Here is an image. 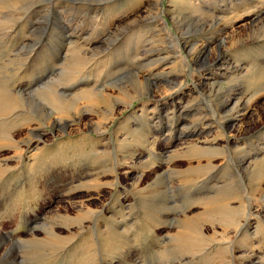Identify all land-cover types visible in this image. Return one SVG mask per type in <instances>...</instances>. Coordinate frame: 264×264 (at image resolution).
I'll return each mask as SVG.
<instances>
[{
  "label": "rangeland",
  "instance_id": "obj_1",
  "mask_svg": "<svg viewBox=\"0 0 264 264\" xmlns=\"http://www.w3.org/2000/svg\"><path fill=\"white\" fill-rule=\"evenodd\" d=\"M100 1L0 2V264H264V0Z\"/></svg>",
  "mask_w": 264,
  "mask_h": 264
},
{
  "label": "bare ground",
  "instance_id": "obj_2",
  "mask_svg": "<svg viewBox=\"0 0 264 264\" xmlns=\"http://www.w3.org/2000/svg\"><path fill=\"white\" fill-rule=\"evenodd\" d=\"M1 1H5V0H0V2ZM109 0H104V1H100V2H90L91 4L92 3H103V2H108ZM111 2V1H110ZM251 4V3H250ZM247 6H249V5H247ZM12 9H16V8H14L13 6H10ZM231 7V6H230ZM256 7V6H255ZM236 8H237V6H236ZM260 8H262V7H260ZM218 10V9H217ZM253 11H255V10H253ZM258 12H260V11H258ZM261 12L262 13H264V11L263 10H261ZM260 12V13H261ZM256 13H257V11H256ZM261 13V14H262ZM261 14H259V15H261ZM258 14H256V17L255 18H257V19H253V21H251V23H250V25H251V29H252V31L253 32H255L256 30H257V28H259V26L264 22V17L262 16V17H260V16H257ZM6 18V17H5ZM5 18H3V19H5ZM2 19V18H1ZM147 19H148V17H146V18H144L143 20H141V21H147ZM180 18H177V20H179ZM207 19H209V20H216V22H215V24H217L216 25V27L218 26V27H220L219 29H221V32H225L226 30H227V25H226V21L223 19V18H218V17H207ZM149 21V20H148ZM152 21V20H151ZM1 22V21H0ZM208 23V22H207ZM134 27V26H133ZM60 30V29H59ZM94 32V31H93ZM72 36V35H71ZM216 40H218V38H217V36H216V38H213V37H211V38H209V39H207L206 41H204V42H211V43H213V42H215ZM73 41V42H72ZM72 41H68V43L69 44H73L74 43V39H72ZM223 42H225L224 40H221V44H220V46L222 45V43ZM187 43V42H186ZM186 43H185V46H186ZM82 44V43H81ZM188 44V43H187ZM207 44V43H206ZM224 44V43H223ZM188 47H190V50L191 51H199L200 50V52H201V49L203 48V51H204V48H206V47H208V44L207 45H205V46H198L197 44H195V45H190V44H188ZM202 47V48H201ZM210 48V47H209ZM85 49V48H84ZM202 51V52H203ZM188 52V51H187ZM204 53V52H203ZM206 53H208V51L206 52ZM224 53V52H223ZM191 54H192V52H191ZM207 55V54H206ZM222 55H224V56H226L225 54H222ZM228 55V54H227ZM202 56V55H201ZM200 56V57H201ZM223 56V57H224ZM172 58V57H171ZM222 58H218V61H220ZM207 61V60H206ZM216 61V60H215ZM215 61H213V65H214V71L213 70H211V74L212 75H215V73H218L219 75H221V76H223V75H225V74H227V72H228V68H222V66H223V64H217ZM222 65V66H221ZM232 68V67H231ZM208 69V68H207ZM215 70L217 71V72H215ZM210 74V73H209ZM210 74V75H211ZM208 75V74H207ZM209 79H210V77H208ZM204 86V85H207V84H201V86ZM87 86V85H86ZM197 88H199L198 86H197ZM237 90V89H236ZM20 93H21V95H20V97L21 96H23L22 97V99L20 100V103L19 104H17L16 106H15V108L14 109H20V108H22L23 107V103H24V101H25V99L26 98H28V96L26 97V95H28V94H26L25 95V92H21V91H19ZM19 92H18V94H19ZM35 93V92H34ZM85 93V92H84ZM53 94V93H52ZM175 94H176V92H175ZM76 95V94H75ZM174 95V94H173ZM173 95H172V97H173ZM70 96V95H69ZM69 96H67L68 98H69ZM30 97V96H29ZM77 97V96H76ZM237 100V99H236ZM52 101V100H51ZM1 105V104H0ZM225 105L228 107V112H231V116H225L224 117V120H223V123L221 124V123H219V125H218V128H223V130H228L229 128H231L233 125H234V123L237 121V119H238V116H233L234 114H237V113H239V111H240V113L241 112H245L246 111V108H247V103H245V104H241V103H239V102H234L233 101V98L232 97H229V99H227L226 101H225ZM224 105V106H225ZM226 107V108H227ZM67 110V109H66ZM225 111V110H224ZM74 113H76L75 111H74ZM81 117V116H80ZM73 118V117H72ZM77 118H78V114L77 115H75L74 116V118H73V120H77ZM35 119V118H34ZM65 120H67V119H65ZM49 121V123L51 122V124L53 123L54 125H56V126H59V127H61V128H67L69 125H70V123H69V120H67V121H64L63 120V118H58V119H55V118H52V116L51 117H49L48 118V120H47V122ZM70 121H72V120H70ZM74 122V121H73ZM216 122H217V119H216ZM211 124V123H210ZM218 124V123H217ZM96 124H94V126H95ZM209 130V129H208ZM189 134V133H188ZM182 135H186V136H188L187 134H182ZM181 136V135H180ZM191 136V135H190ZM193 136V135H192ZM41 137V136H40ZM183 137V136H182ZM171 144V143H170ZM248 155V154H247ZM246 155V157H247V161H248V159H249V157ZM251 158V157H250ZM247 163V162H246ZM248 164H251L250 162L248 163ZM247 167V166H246ZM230 209H231V207H230ZM37 218V217H36ZM35 218V219H36ZM239 225L240 224H238V226L237 227H239ZM241 227V226H240ZM234 255V254H233ZM235 258V257H234Z\"/></svg>",
  "mask_w": 264,
  "mask_h": 264
}]
</instances>
